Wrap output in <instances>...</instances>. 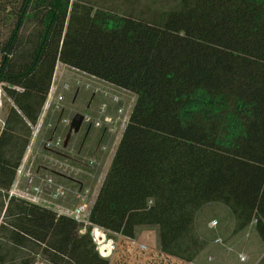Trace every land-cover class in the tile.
<instances>
[{"label": "trees", "instance_id": "16d2710c", "mask_svg": "<svg viewBox=\"0 0 264 264\" xmlns=\"http://www.w3.org/2000/svg\"><path fill=\"white\" fill-rule=\"evenodd\" d=\"M58 62L135 95L92 223L131 239L154 226L162 253L192 262L205 246L198 212L222 203L234 232L255 220L264 241V0H179L147 15L0 0V83L12 101L0 135V264H110L72 218L8 195ZM197 96L217 113L184 115ZM229 116L238 127L224 140Z\"/></svg>", "mask_w": 264, "mask_h": 264}, {"label": "built area", "instance_id": "2783aa9c", "mask_svg": "<svg viewBox=\"0 0 264 264\" xmlns=\"http://www.w3.org/2000/svg\"><path fill=\"white\" fill-rule=\"evenodd\" d=\"M83 73L92 82L101 81L100 85L106 89H95V92L101 93L103 100L96 114L88 111L80 112L83 119L78 131H85L87 134L93 132L97 135V149L103 155L111 157L130 120L134 103L130 107L127 92L131 91L94 75ZM67 84L64 85V90H69ZM55 85L53 80L36 122L28 121L31 129L30 140L16 168L8 195L48 208L58 216L72 218L78 224L77 233L80 235L89 233L99 256L110 261L117 249L119 239L132 242L134 239L124 237L121 233L112 232L90 221V210L105 176V169L102 158L99 159L88 152H76L74 148H66L64 130L66 128L74 130L72 121L78 111H73V108L71 110L69 107L71 113L67 116L63 115L66 97L63 90L57 93L58 87ZM90 86L91 84L87 83V87ZM6 97L8 96L0 83V135L6 123V115L3 116ZM57 113L59 118L55 117ZM62 178L74 179L78 186L70 187ZM84 179L87 181L85 182ZM211 224L216 225L217 220H213ZM140 246L146 248L144 245ZM240 260L246 261L247 255L241 254ZM34 264L51 263L35 262ZM175 264H191V262Z\"/></svg>", "mask_w": 264, "mask_h": 264}, {"label": "rangeland", "instance_id": "374dc122", "mask_svg": "<svg viewBox=\"0 0 264 264\" xmlns=\"http://www.w3.org/2000/svg\"><path fill=\"white\" fill-rule=\"evenodd\" d=\"M82 1L90 2L96 7L116 13L121 14L132 12L136 15L160 13L161 11L170 10L179 4V0ZM34 29V23L29 21L23 29V33L27 34ZM61 68L62 66H60L59 69H56L54 73L56 76L62 75L61 77L63 78L61 79V82L57 84L55 81L56 79H54V81L56 84L55 86L58 87L57 93H60L61 90H63V94L66 97L63 115H69L72 108L73 111H78L77 114H81L80 112L85 111L96 114L103 97L100 92H95V89H106V87L100 85L101 81H90L91 79L82 71L65 65L64 69ZM66 83H68L67 87L69 90H64L63 88ZM87 83H90L91 86L87 87ZM127 93L129 94L128 103L130 104V107H132L135 100L134 93ZM196 98L199 100L197 101L196 99L195 102L190 104L191 106L188 105L184 109V115H189L191 112L195 111H201V109L213 111V114L217 113L216 109L214 110L212 108V105L206 98L201 96H197ZM10 106L11 101L6 97L4 101L3 116H7ZM69 107H71V110H69ZM58 116L59 113H57L55 117L59 118ZM228 123V135L224 140L229 139L231 135H234L238 127V123L230 116ZM64 139L66 148H74L76 152H88L90 155H95L99 159L102 158V165L105 169L104 173L106 174L112 156L108 157L103 155L101 151L97 149V135L93 132L87 134L85 131L76 132L71 128H66L64 130ZM62 180L70 187L78 186V183L74 179L62 178ZM84 181L86 182L87 179H84ZM215 219L217 220V224L212 225L211 222ZM1 221L2 217H0V223ZM235 224V216L226 205L222 203L205 205L198 212L195 222V227L201 237V241L205 243V246L197 258L192 261L193 264H264V241L259 236L255 220H253L246 228L238 232H234ZM140 245H144L146 248H142ZM241 254L247 255L246 261L240 260ZM35 262L47 263L48 261L38 256ZM109 262L110 264H175L183 263L185 261L161 252L156 227L138 226L134 242L126 239H119L114 256Z\"/></svg>", "mask_w": 264, "mask_h": 264}, {"label": "water", "instance_id": "95a60500", "mask_svg": "<svg viewBox=\"0 0 264 264\" xmlns=\"http://www.w3.org/2000/svg\"><path fill=\"white\" fill-rule=\"evenodd\" d=\"M83 116L81 114H76L72 121V127L77 132L80 128L81 122H82ZM69 136V135H68ZM68 138V137H67Z\"/></svg>", "mask_w": 264, "mask_h": 264}, {"label": "crops", "instance_id": "0c3cea01", "mask_svg": "<svg viewBox=\"0 0 264 264\" xmlns=\"http://www.w3.org/2000/svg\"><path fill=\"white\" fill-rule=\"evenodd\" d=\"M64 65H65V64H63V63H61V62H58V63H57V66H56V69H59L60 66H62L61 69H64ZM65 66L68 67V65H65ZM58 67H59V68H58ZM61 76H62V75H61ZM61 76H56V74H54L53 80L56 79L55 81L57 82V84H59V83L61 82V79L63 78V77H61ZM192 263H193V262H192Z\"/></svg>", "mask_w": 264, "mask_h": 264}]
</instances>
